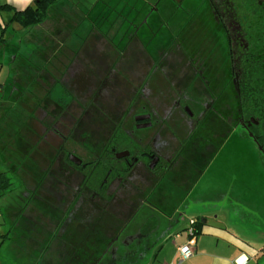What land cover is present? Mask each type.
<instances>
[{"label": "flooded vegetation", "instance_id": "af4514ba", "mask_svg": "<svg viewBox=\"0 0 264 264\" xmlns=\"http://www.w3.org/2000/svg\"><path fill=\"white\" fill-rule=\"evenodd\" d=\"M166 2L172 30L155 52L144 57L134 51L137 40L115 55L89 51L81 62L76 54L73 82L66 87L69 103L49 106L71 127L61 140L48 128L56 163L31 195L46 202L48 215L70 213L72 199L78 201L77 216L97 211L92 231L106 230L118 222L129 199L143 187H155L159 174L177 171L183 182L210 167L236 129L247 136L264 169V0ZM101 82L103 90L95 89ZM75 84L89 90L81 103ZM159 85L163 93L155 97ZM139 116L148 118L135 120ZM103 121L112 123L106 134ZM38 123L48 127L41 111ZM145 128L148 135H136ZM208 132L212 137L201 139L199 134Z\"/></svg>", "mask_w": 264, "mask_h": 264}, {"label": "rangeland", "instance_id": "374dc122", "mask_svg": "<svg viewBox=\"0 0 264 264\" xmlns=\"http://www.w3.org/2000/svg\"><path fill=\"white\" fill-rule=\"evenodd\" d=\"M58 1L59 3H54L49 11L55 6L58 9L59 17L69 18L73 23H78L80 19H86L87 22L84 21L78 33L81 35L87 33L89 25L86 24L89 22L90 25L95 26L93 34L99 36L102 47L113 55L118 53L119 49L128 51L129 49L126 48H131L139 40L137 47L140 51L137 50V47L134 51L136 50L146 57L149 51H156L155 45L158 41L160 42L161 39L165 41L164 36H167L168 32L172 30L167 21L166 7L168 8V5L166 0H67V3ZM33 3L34 0L28 5H33ZM49 21L50 18L47 16L42 22L30 27L23 28L12 24L6 28L7 43L5 47L0 45L2 65L0 83L3 86L0 90V124L3 123L2 127L4 128V125L9 127L8 121L15 123L18 117L28 119L30 115L28 108L30 105L28 104L31 102L32 105L42 108L40 110L41 119L48 126L47 128L35 126L36 130H44L37 133L40 135L38 137L41 141L38 142V145L55 148V140L49 134L48 128L52 133L57 132L56 134L61 140L62 135H68L65 131H68L71 126L63 124L60 119L58 120L59 114L53 113L49 106H63L69 103L71 94L66 89H69L70 83L73 82V69L77 67H70L74 52L68 49L69 46L64 45L60 48L56 45L58 37L63 38V33L54 32L49 28L44 31L42 26L47 25ZM71 31L70 28L69 32ZM40 37L45 38L43 43H41L43 40H37ZM52 43L55 45L52 46ZM68 43L66 42V44ZM88 45L89 43L84 42L83 44L81 42L77 45L74 44L76 49H81L77 52L79 53L77 56L80 58L76 59L82 62L83 57L86 56ZM161 47L160 43L157 50ZM15 55L17 56L16 60H14ZM52 55L54 56L52 57ZM113 63L114 61L110 64V68L113 67ZM42 73L48 74V77L42 78ZM66 76L67 79H64ZM102 82L98 83L95 89L103 90ZM82 87L76 85L74 90L76 98L80 101L76 100L80 103L87 98L86 92H89V90H83ZM158 93H163L160 85L155 90V97L159 96ZM20 94L25 98L24 101L20 102ZM115 115L116 113L113 112V117ZM216 117L215 115L214 118L216 119ZM99 125L103 127L102 132L106 134L111 129L112 123L103 121ZM4 130L5 128L2 129V131ZM147 131H150L149 128L136 130V132L142 133L136 135H148L143 134ZM0 133H2L1 125ZM211 134L208 132L199 135L202 137L201 139H208L209 136L212 137ZM43 141H46L45 144ZM226 144L219 147L216 161L206 170L203 169L204 172L202 170L197 175L189 174L184 178L185 180L183 179V182H178L181 175L177 171L172 173L162 170L166 176L159 174L158 178L160 179L155 187H143L138 194L145 196V204L134 212L133 221H129L124 231L126 238L120 236L114 240L98 264H136L134 261L137 258L132 257L129 252L128 255L123 256L116 250L121 246V239H130L131 235L128 233L131 232V229H137L140 236L152 239L157 235H164L157 234V227L160 225L161 228H164L166 225L162 222L158 225L159 221L153 215L152 209L149 208L151 204H156L167 213L178 208V211L175 212L176 217L184 215L185 220L190 216L198 218L221 216L223 222L236 231L239 236L247 240L254 239L263 248L264 169L249 139L241 134L239 129L235 130L233 137ZM68 145L71 146L70 148H76L72 147L71 143ZM80 155L85 158L82 153ZM3 167V163H0V168L4 169ZM30 168L27 169L30 170ZM159 169L161 168L158 167ZM8 176L15 184L11 186L14 188L13 190L0 198V232L6 234L0 242V259L10 260L11 264H18V258H20L29 264H35L31 258L34 259L35 255L40 254V263L45 264L56 246L58 249L65 250V231L67 224L73 226L77 221H74L72 216L73 213L78 212L76 209L78 201L70 199L69 204L72 211L70 213H67V210H61L60 214L48 215L49 212L38 208L42 203L35 197H31L33 194L36 195V189L39 190L38 180L28 181L30 183L24 184L17 180V175L11 171L8 172ZM174 178L177 179V182L173 181ZM144 184L145 182H142V185ZM161 196H166L167 199L160 202ZM135 198L142 199V196L137 195ZM28 205L33 206L34 210H31ZM31 214L33 216L30 217ZM96 215H98L97 211H91L92 219ZM172 222L170 229L177 224L175 220V225ZM147 255L146 252L140 251L137 262L149 264L152 255ZM258 264H264V254Z\"/></svg>", "mask_w": 264, "mask_h": 264}, {"label": "crops", "instance_id": "0c3cea01", "mask_svg": "<svg viewBox=\"0 0 264 264\" xmlns=\"http://www.w3.org/2000/svg\"><path fill=\"white\" fill-rule=\"evenodd\" d=\"M32 1L33 0H0L2 3L11 4L16 9H23L26 5L31 4ZM60 1L67 3V0ZM55 3L58 4L59 1L57 2L56 0ZM11 14V11H0V45H2V47H5L7 43L6 28L12 26V24L19 25L17 22L10 21ZM47 16H49L50 21L47 25L45 24L42 27H44V31L49 28L54 32L58 31L61 32V34L63 33V38L58 37V44H56L60 48L64 45H68V49L74 52L76 50L74 44L76 45V40L80 39L83 40L84 43H89L86 51H100L101 44L99 36L93 34L95 26L90 25L88 22V24H86L87 26L89 25L87 33L83 35L78 33L84 21L87 22L86 19H80L78 23L71 22L69 18L63 19L62 16L59 17L58 9L55 6L49 11ZM2 28L4 29L2 30ZM70 28L72 29L71 32H69ZM90 37L94 41L90 40ZM40 38L37 40H43L41 42L43 43L45 38ZM87 39L89 41H87ZM66 42L69 43L66 44ZM53 45L55 44L52 43V46ZM16 59L17 56L15 55L14 60ZM1 66L0 61V69ZM70 66L73 67L72 65ZM0 84V90H2V83ZM129 200L130 201L127 202L129 205L123 207L122 215L118 222L106 228V230L101 228V230L97 229L92 231L90 225L91 216L87 217L84 213L82 217L77 216L81 214L80 211L74 214L72 218L74 221H77L73 226H70L66 232L67 239L65 250L58 249L56 246L51 252L50 259L47 260L45 264H98L112 245H107V237L114 235L115 240L120 238V236L126 238L124 231L129 221H133L135 217L134 212L139 209V206L145 204L143 197L142 199L133 197ZM128 208L129 211H127ZM149 208L152 209L153 215H155V218L159 221L158 225L160 222L166 225L164 228H161L160 225L157 227V234L162 233L164 235L158 236L156 234L157 237L152 239L140 236L137 229H131V232L128 233L131 235L130 239H121V246L116 249L117 252L121 253V255L123 254V256L128 255L129 252L132 257L137 258L134 261L136 264H141L137 262V260L139 261L140 251L146 252V254H148L147 256H150V254L152 255L149 259V264H237L242 259L246 260L245 264H252L253 261L254 264H258L264 254V249L261 247V244L254 239L247 240L239 236L236 231L223 222L224 220H222L221 216H212L213 218L202 217L204 221H201L198 227L196 225L197 232H195L193 237H190L185 231L186 220L184 219V215H181L184 217L183 219L181 216L176 217L177 214H175V212L177 208L170 213L164 212L160 207L156 208L152 205L151 207L149 206ZM193 217L198 219L196 216ZM174 220L177 222L176 225L174 224ZM171 222L175 226L170 229ZM139 223L138 221V224ZM5 236V233L0 232V242H2ZM183 243H189L193 249V253L186 260L179 261L177 259L178 254L176 248ZM40 256V254L35 255V258H31V260H33L35 264H42L40 263ZM0 264H11V261L0 259ZM18 264H29V262L27 263L26 260L18 258Z\"/></svg>", "mask_w": 264, "mask_h": 264}, {"label": "trees", "instance_id": "16d2710c", "mask_svg": "<svg viewBox=\"0 0 264 264\" xmlns=\"http://www.w3.org/2000/svg\"><path fill=\"white\" fill-rule=\"evenodd\" d=\"M55 2L56 0H34L33 5H28L23 9H16L11 4L0 2V11H11L10 21L17 22L20 26L26 28L42 22ZM77 52L78 49L74 51L73 60ZM24 99L20 94V102L24 101ZM28 105H30L28 107L30 109L28 119L18 117L15 123L7 120L9 127L8 125H4V131H2L4 129L2 127L3 123L0 124L2 132L0 133V163L4 165V169L0 168V198L14 189L11 186L15 183L11 181L8 172L11 171L16 174L17 180H20L21 183H30L34 182V180H38L41 183V180L47 178V173H49L52 166L56 163V153L53 152V148L38 145L40 141V137L38 136L40 135L35 134V126L39 124L40 109L38 106L32 105L31 102ZM45 142L43 141L44 144ZM28 167H31L30 170L27 169ZM45 203L43 202L41 207H37L50 213L51 210L49 207L44 206ZM201 221L202 218L197 219V227L201 224Z\"/></svg>", "mask_w": 264, "mask_h": 264}, {"label": "built area", "instance_id": "2783aa9c", "mask_svg": "<svg viewBox=\"0 0 264 264\" xmlns=\"http://www.w3.org/2000/svg\"><path fill=\"white\" fill-rule=\"evenodd\" d=\"M196 223H197V219L193 216H190L186 219L185 231L190 237H193L196 232ZM176 251L178 254L177 259L179 261L186 260L193 253V249L189 243H183V244L178 245L176 248ZM245 261H246L245 259H242L237 264H245Z\"/></svg>", "mask_w": 264, "mask_h": 264}, {"label": "water", "instance_id": "95a60500", "mask_svg": "<svg viewBox=\"0 0 264 264\" xmlns=\"http://www.w3.org/2000/svg\"><path fill=\"white\" fill-rule=\"evenodd\" d=\"M94 37H96V36H94ZM95 39V38H94ZM90 40H92V41H94L91 37H90ZM87 41H89L88 39H87ZM76 45L77 44H79V42H81L82 44H83V40H76ZM81 49H78V51H80ZM100 51L101 52H107V50H105L103 47H102V44L100 45ZM88 52V51H87ZM79 53H77V55H78ZM77 62L76 61H72V63L70 64V65H72L73 67L75 66V64H76ZM71 67V66H70ZM73 67H71V68H73ZM148 118V116H139V117H136L135 118V120H141V119H147ZM150 125V123H147L146 125H144V126H142V127H147V126H149ZM69 159L71 160V161H73L74 163H76V164H79V163H81V160L78 158V157H76V156H74V155H70L69 156ZM138 196H142L143 197V200L145 201V196H143V195H138ZM164 200H161L160 202H163ZM153 207H156V208H159V207H157V205L156 204H151ZM140 207V206H139ZM181 218L183 219L184 217L183 216H181ZM202 221H204V218H202ZM123 226V225H122ZM115 240V236L114 235H111L110 237H107V241H106V243H107V245H111L112 244V242ZM263 249H264V245H263Z\"/></svg>", "mask_w": 264, "mask_h": 264}]
</instances>
